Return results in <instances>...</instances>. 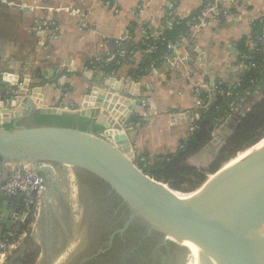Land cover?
<instances>
[{"label": "crops", "instance_id": "obj_1", "mask_svg": "<svg viewBox=\"0 0 264 264\" xmlns=\"http://www.w3.org/2000/svg\"><path fill=\"white\" fill-rule=\"evenodd\" d=\"M206 1L215 4V18L181 37L175 53L182 61L169 70L163 61L155 60L137 75L144 54L127 48L146 35L160 37L173 20L196 16ZM261 19L264 23V0H0L1 124L6 126L9 118V75L18 82L28 76L43 107L72 112L96 113L108 91L117 93L134 85L138 94L132 97L143 105L136 107L125 126L132 128L128 136L133 159L174 153L192 135L199 117L190 79L209 85L237 82V44L249 37L252 25ZM43 22L53 25V36L44 32ZM126 35L130 40L122 41ZM123 49L129 57L119 61L117 54ZM114 64L119 67L113 68ZM102 119L99 115L98 120ZM109 121L120 126L117 119ZM213 148L202 150L194 163L210 160ZM60 171L71 188L72 170L57 167L54 179ZM73 186L77 191L76 183ZM72 246L73 242L63 245L60 258Z\"/></svg>", "mask_w": 264, "mask_h": 264}, {"label": "water", "instance_id": "obj_2", "mask_svg": "<svg viewBox=\"0 0 264 264\" xmlns=\"http://www.w3.org/2000/svg\"><path fill=\"white\" fill-rule=\"evenodd\" d=\"M208 70L213 83L211 67ZM6 81L12 93L6 109L9 118L4 123L11 129L0 119V182L10 175L36 174L44 184V200L53 190V171L61 166L72 170L83 206L78 230L85 226L86 242L67 264L93 261L113 245L127 244L134 231L138 243L152 240L157 249L173 245L185 251L182 264H191L185 243L194 244L200 264H264V146L253 150L263 139L221 167L201 188L188 193L196 196L183 200L178 195L186 193L155 181L133 159L132 138L128 136L132 128L125 126L136 107L143 105L132 97L138 94L137 86L119 88L117 93L108 91L102 101L96 99L100 101L97 112L86 113L43 107L28 76L18 82L9 75ZM63 115L92 120L101 131L35 120L37 116ZM110 117L120 126L108 123ZM231 123L229 118L203 152L231 135ZM3 198L16 202L17 213L21 196ZM93 210L101 215L97 223ZM60 239L54 244L57 250L63 246Z\"/></svg>", "mask_w": 264, "mask_h": 264}, {"label": "trees", "instance_id": "obj_3", "mask_svg": "<svg viewBox=\"0 0 264 264\" xmlns=\"http://www.w3.org/2000/svg\"><path fill=\"white\" fill-rule=\"evenodd\" d=\"M262 21L263 19L256 21L252 25L249 37H244L237 44L239 59L246 66L253 63L255 67L241 71L237 82L216 84L217 90H222L224 95L217 93L211 104L199 111L192 135L179 150L154 159L149 155L137 157L135 163L143 173L155 181L168 184L180 193H192L201 188L211 175L238 154L264 138V43L258 40L264 33ZM190 30L186 26V20H173L172 27L159 37L158 42L150 41L149 44L155 45L156 50L146 56L147 59L136 71L137 75L144 72L147 63L161 61V57L167 52V44L177 45L181 37L187 36ZM249 44H252L251 48ZM112 66L119 67L115 64ZM203 96L202 94L201 97ZM241 102L242 107L231 115V135L223 138L222 143L212 149L211 153L215 158L202 165L194 163V157L210 144L211 133L217 119L225 118L229 112V105H238ZM35 120L40 124L78 126L80 130L90 129L94 133L101 131V128L94 125L92 120L75 115L37 116ZM6 128L11 129V126L6 125ZM138 240L137 232H131L127 244L113 245L110 251L95 259L94 264H182L186 257V252L176 246L170 245L168 249L165 247L157 249V243L152 240H144L141 243H138ZM38 250L33 241L28 240L17 264H35Z\"/></svg>", "mask_w": 264, "mask_h": 264}, {"label": "built area", "instance_id": "obj_4", "mask_svg": "<svg viewBox=\"0 0 264 264\" xmlns=\"http://www.w3.org/2000/svg\"><path fill=\"white\" fill-rule=\"evenodd\" d=\"M215 18V4L206 1L202 10L194 17L186 20V26L191 30L206 24L208 21ZM44 32L49 36L55 34V28L52 24L43 22ZM130 40L129 36H124L122 41ZM159 37L146 35L139 42L132 43V50H138L143 53V59H147V55L156 50L155 45L149 44L150 41L158 42ZM264 43V34L259 39ZM176 45L173 43L167 44V52L161 57L169 70L177 63L181 62L176 53ZM128 52H119L118 60L128 59ZM244 58V57H243ZM239 59V58H238ZM142 60V63L144 62ZM154 64L151 61L149 66ZM264 66V63H263ZM240 72L249 68H254L255 64L251 63L246 66L243 61L238 60L236 66ZM193 85L194 95L196 97V108L198 112L207 108L215 98L216 94L224 95L222 90H217V85H209L208 82H199L190 79ZM202 94L204 95L203 97ZM242 102L236 105H229V112L225 118L217 119L216 124L211 133V139L215 138L217 131L223 126L231 115L237 112L242 107ZM199 114V113H198ZM194 126V125H193ZM194 127L192 128V130ZM44 192V184L42 178L31 172H24L16 175H10L6 180L0 182V264H8L15 256L23 251L25 244L32 235L34 223L38 217L39 208L42 204V195ZM21 196V204L18 212H15L16 202L10 201L12 206L7 207L8 200L3 197H19Z\"/></svg>", "mask_w": 264, "mask_h": 264}, {"label": "rangeland", "instance_id": "obj_5", "mask_svg": "<svg viewBox=\"0 0 264 264\" xmlns=\"http://www.w3.org/2000/svg\"><path fill=\"white\" fill-rule=\"evenodd\" d=\"M69 183L64 171L58 172L54 179L52 192H50L48 198H46L47 195H44V200L42 199L44 202L42 201L43 204L39 208L32 235L28 239H31L39 249L35 264L37 261H39L38 264H67L85 245L86 228L82 225L78 230L83 214V206L79 203L81 200L79 199L78 191L73 186L76 183L75 180L72 182L74 190L72 186L69 188ZM58 234L61 238L60 241H62L61 245L73 242L72 250L67 256H62L63 259L60 256L64 248L57 250L54 245V240ZM23 251H20L9 264H17L22 257L20 254ZM58 258L61 260H58ZM195 262L196 260L191 254V264H195Z\"/></svg>", "mask_w": 264, "mask_h": 264}, {"label": "bare ground", "instance_id": "obj_6", "mask_svg": "<svg viewBox=\"0 0 264 264\" xmlns=\"http://www.w3.org/2000/svg\"><path fill=\"white\" fill-rule=\"evenodd\" d=\"M262 146H264V139L263 140H261L255 147H254V149L253 150H255V149H258V148H260V147H262ZM242 155H240L238 158H240ZM238 158H236V160L238 159ZM235 161V160H234ZM234 161H232V162H234ZM231 162V163H232ZM197 195V193H193V194H185V195H182V194H180V195H178L181 199H183V200H187V199H190V198H192V197H194V196H196ZM185 244H187L188 246H189V248H190V253L194 256V259L196 260V262H195V264H200V257H199V254H198V252H197V250H196V248H195V246H194V244H192V243H185Z\"/></svg>", "mask_w": 264, "mask_h": 264}, {"label": "flooded vegetation", "instance_id": "obj_7", "mask_svg": "<svg viewBox=\"0 0 264 264\" xmlns=\"http://www.w3.org/2000/svg\"><path fill=\"white\" fill-rule=\"evenodd\" d=\"M94 211V210H93ZM96 216V217H95ZM101 215H100V213L98 212V211H94V215H93V218L96 220V223H97V219H99V217H100ZM58 239H59V234H58V236L56 237V239L54 240V243L56 244V242L58 241ZM84 248V247H83ZM71 260V259H70ZM69 260V261H70ZM85 264H94V260L93 261H89V262H87V263H85ZM99 264V263H98Z\"/></svg>", "mask_w": 264, "mask_h": 264}]
</instances>
